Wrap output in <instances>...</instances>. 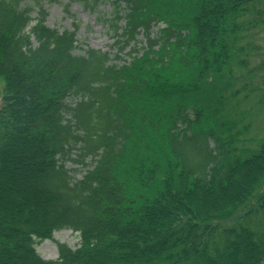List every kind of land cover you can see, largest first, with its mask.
<instances>
[{
  "label": "trees",
  "instance_id": "obj_1",
  "mask_svg": "<svg viewBox=\"0 0 264 264\" xmlns=\"http://www.w3.org/2000/svg\"><path fill=\"white\" fill-rule=\"evenodd\" d=\"M116 1L111 50L81 54L0 0V264H264V140L243 156L227 111L264 0ZM61 229L77 248L43 259Z\"/></svg>",
  "mask_w": 264,
  "mask_h": 264
},
{
  "label": "rangeland",
  "instance_id": "obj_2",
  "mask_svg": "<svg viewBox=\"0 0 264 264\" xmlns=\"http://www.w3.org/2000/svg\"><path fill=\"white\" fill-rule=\"evenodd\" d=\"M37 1V3H36ZM116 0H22L21 6L30 5L32 18L37 16L38 6L41 5L46 12L45 25L49 28L63 31L76 28L77 48L76 53H84L87 48L110 51L114 45L115 37L111 29V21L115 11L123 15L124 4L120 2V7L116 8ZM33 3V4H32ZM35 3V4H34ZM119 3V2H118ZM260 14L245 18L246 21L257 20L255 27L247 34L245 41L253 45V51H248L249 66L237 74L235 86L241 88L244 83H250L254 91H241L238 97L230 98L227 102L228 119L238 125L240 122L245 126L244 134L240 136L236 145L246 156L252 151H257L264 140V5H259ZM118 26L124 25V20H117ZM164 24L158 22L153 24L152 30L155 32L158 27ZM142 34L138 39H142ZM126 48L121 60H113L115 64H122L129 61ZM115 50H113V53ZM251 71V76L247 75ZM80 97H71L68 103L74 104ZM3 80L0 79V108L3 106ZM201 119V118H200ZM241 124L239 129H241ZM78 147V146H77ZM69 159L65 161V167L75 180L81 179L85 171L91 167L92 159L88 157L84 163L76 162L77 148L72 149ZM224 196V195H222ZM217 198H221L218 194ZM52 239L38 241L36 251L46 260H54L58 257L56 242L65 243L72 249L77 248L79 242L78 234L71 229H61L54 231Z\"/></svg>",
  "mask_w": 264,
  "mask_h": 264
}]
</instances>
